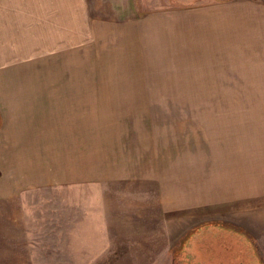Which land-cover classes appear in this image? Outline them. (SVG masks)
<instances>
[{
	"label": "rangeland",
	"instance_id": "rangeland-1",
	"mask_svg": "<svg viewBox=\"0 0 264 264\" xmlns=\"http://www.w3.org/2000/svg\"><path fill=\"white\" fill-rule=\"evenodd\" d=\"M96 13L0 0V146L84 180L0 172V264H264V0Z\"/></svg>",
	"mask_w": 264,
	"mask_h": 264
},
{
	"label": "crops",
	"instance_id": "crops-1",
	"mask_svg": "<svg viewBox=\"0 0 264 264\" xmlns=\"http://www.w3.org/2000/svg\"><path fill=\"white\" fill-rule=\"evenodd\" d=\"M64 1H74V2L77 1L80 6L81 12L83 13L82 17L84 18V20H80V22L93 23L94 28L95 25H101L100 23L102 22L100 19H96L97 17L96 9H99L101 7V2L115 1L116 5H118L119 3V0H64ZM7 6L9 7L11 5L7 4ZM31 6L48 7L49 5L34 4ZM225 19H227V17H225ZM232 23L234 22L232 20H229L222 24L230 25ZM23 135L27 136L28 134L25 133ZM6 145L7 144L5 141L3 143V147L0 146V172L2 173L3 177L10 178V176L12 175L14 182L21 183V185L24 183L32 184L35 187L30 186V188H34V189H39V185H41V187H49L60 183L67 185H78L79 183L84 181L81 180V178L77 174L71 172L68 169L70 165L69 163H48V159L53 158L54 155L53 153H51L48 156L47 161H45L47 163L39 162L40 160L43 161L46 158V155L43 156L36 152L38 149L36 148L35 140H31L27 138L26 139L18 138L13 143V146L10 147L12 149L8 151L6 150ZM32 152H34V154H32ZM72 166L76 167V163H73ZM55 167L61 170V172L58 175H56L55 173ZM241 174H243V172L233 175L240 178ZM13 181L9 179L8 182H13ZM7 184L13 185L11 183H7ZM29 184H25V185H29ZM19 190L22 189L19 186L18 187L15 186L14 193L19 192ZM8 191L9 190L5 189L4 193L6 194V192Z\"/></svg>",
	"mask_w": 264,
	"mask_h": 264
}]
</instances>
